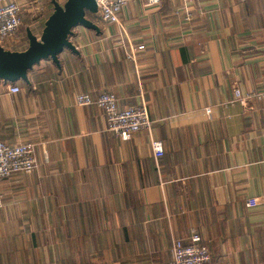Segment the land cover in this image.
Masks as SVG:
<instances>
[{"label": "crops", "instance_id": "1", "mask_svg": "<svg viewBox=\"0 0 264 264\" xmlns=\"http://www.w3.org/2000/svg\"><path fill=\"white\" fill-rule=\"evenodd\" d=\"M20 2L6 49L53 11ZM86 16L98 30L73 28L76 53L42 60L18 92L0 80V139L33 143L37 161L1 182L0 264H168L191 232L214 264H264V202L245 206L264 194V99L232 101L235 86L264 88V0H131L120 25ZM102 91L121 108L144 101L151 129L120 139L100 108L75 103Z\"/></svg>", "mask_w": 264, "mask_h": 264}, {"label": "built area", "instance_id": "2", "mask_svg": "<svg viewBox=\"0 0 264 264\" xmlns=\"http://www.w3.org/2000/svg\"><path fill=\"white\" fill-rule=\"evenodd\" d=\"M100 19L109 24L120 25L118 14L131 0H95ZM149 4L158 3L159 0H147ZM32 2V1H31ZM24 4L20 0H0V44L5 48L17 39V32L21 25V14ZM192 16L185 10L184 18ZM142 44L129 46L127 57L133 59L134 52L142 48ZM10 92H18L19 85L9 83ZM264 99V88L252 90L244 94L235 86L232 101L245 102L248 99ZM75 103L79 105H94L100 108L105 117V130L127 140L135 132L150 130L152 121L149 118L146 103L133 104L124 108L119 107L117 95L113 91H102L96 96L87 92H78L74 96ZM209 111V108H207ZM150 147L153 157L157 160L163 154L162 142L157 138H150ZM37 166L35 146L31 142L10 143L0 139V208L3 206L4 194L1 189L3 179L17 173H30ZM264 202V194L253 196L245 200L246 207H253ZM168 264H214L211 251L198 233L191 232L188 240L174 238L171 245V259Z\"/></svg>", "mask_w": 264, "mask_h": 264}, {"label": "water", "instance_id": "3", "mask_svg": "<svg viewBox=\"0 0 264 264\" xmlns=\"http://www.w3.org/2000/svg\"><path fill=\"white\" fill-rule=\"evenodd\" d=\"M52 4L53 11L38 35L26 29L28 42L24 49L10 50L0 44L1 81H27L28 72L42 60L49 59L58 66V56L64 50L76 53L70 40L76 26L98 30L97 25L86 16L87 13L97 12L95 0H65L63 4L52 0Z\"/></svg>", "mask_w": 264, "mask_h": 264}, {"label": "rangeland", "instance_id": "4", "mask_svg": "<svg viewBox=\"0 0 264 264\" xmlns=\"http://www.w3.org/2000/svg\"><path fill=\"white\" fill-rule=\"evenodd\" d=\"M20 30H22L21 26L19 27Z\"/></svg>", "mask_w": 264, "mask_h": 264}]
</instances>
